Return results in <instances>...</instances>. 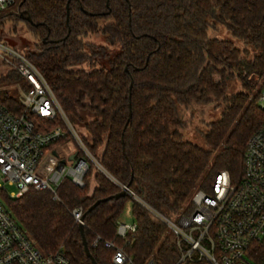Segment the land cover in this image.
Returning <instances> with one entry per match:
<instances>
[{
    "label": "trees",
    "instance_id": "16d2710c",
    "mask_svg": "<svg viewBox=\"0 0 264 264\" xmlns=\"http://www.w3.org/2000/svg\"><path fill=\"white\" fill-rule=\"evenodd\" d=\"M6 16L14 32L23 22L37 39L24 53L113 178L91 166L85 187L62 182L59 200L47 191L15 199L0 190L1 202L43 254L61 250L73 264H92L71 211L82 207L86 214L96 201L120 193V184L174 213L198 183L209 187L218 172L227 171L234 184L242 179L247 142L264 123L258 104L264 0H20L17 13ZM100 35L105 46L89 41ZM17 78L11 68L0 77V105L19 113L20 101L5 88ZM232 81L241 90L230 94ZM212 101L221 115L201 133L204 146L186 140L180 107ZM130 202L136 231L122 239L118 221ZM84 222L97 264H112L106 242L136 264L152 255L173 263L175 239L130 195L99 204ZM250 256L264 260V239Z\"/></svg>",
    "mask_w": 264,
    "mask_h": 264
},
{
    "label": "built area",
    "instance_id": "2783aa9c",
    "mask_svg": "<svg viewBox=\"0 0 264 264\" xmlns=\"http://www.w3.org/2000/svg\"><path fill=\"white\" fill-rule=\"evenodd\" d=\"M13 3L14 0H0V14ZM0 59L27 83L19 113L0 105V190L7 192L6 185L13 186L15 191L9 196L15 199L31 190L47 191L59 200L62 182L70 179L75 186L85 187L91 166L113 179L82 140L51 85L26 54L0 42ZM258 104L264 108V89ZM68 141L75 143L76 150L64 152L66 156L61 157L57 146ZM119 186L175 239L172 264H264V260L257 262L250 256L253 244L264 239V123L247 142L242 179L234 184L227 171L218 172L210 192L193 193L189 211L180 212V208L168 216L138 197L129 186ZM124 213L132 216L131 202ZM71 214L78 226L85 225L82 207L74 208ZM135 231V223L118 221L120 238L126 239ZM100 241L98 236L92 245ZM106 245L114 251L112 264H136L123 248L111 242ZM0 264L73 263L61 250L43 254L0 200ZM144 264L161 263L152 255Z\"/></svg>",
    "mask_w": 264,
    "mask_h": 264
},
{
    "label": "rangeland",
    "instance_id": "374dc122",
    "mask_svg": "<svg viewBox=\"0 0 264 264\" xmlns=\"http://www.w3.org/2000/svg\"><path fill=\"white\" fill-rule=\"evenodd\" d=\"M19 3L20 0H14V3L8 6V8L4 13L0 14V42L10 48L16 49L24 53L27 51H33L35 49V43H37V39L26 30L23 22H19L17 24V32L13 31V26H14L13 21L10 20L6 15L8 13H17ZM90 40L101 45H106L105 39L102 35L94 36ZM7 66L4 65L0 59V77L9 73L10 67L8 68ZM251 79L253 83L256 82L254 77H252ZM23 81L24 79L20 77L15 79L9 86L5 87L20 102L24 98L23 86H22ZM240 90H241V85L237 81H232L230 83V87L228 90L230 94H233ZM215 105L216 102L214 101L204 104H195L189 109H186L184 111L182 110L184 106L180 107V110H182V114H183L182 118L186 124L184 131L186 140L193 141L200 146H204V140L201 133L206 130L208 123L219 119L221 115V109L219 107L216 108ZM57 148L60 156L62 157L63 155L66 156L64 152L71 153L72 151L76 150V145L74 142L68 141L65 145H59L57 146ZM216 175L210 182L209 187L201 188V185L199 183L196 185V187L193 189L191 193L189 200L186 201L180 207L181 208L180 212L183 210L189 211L192 208L191 197L196 190H204L207 192L211 191L212 184L216 178ZM6 189L8 194L15 191V188L11 185H6ZM162 212L168 216L174 214L173 212L167 213L163 210ZM120 222L132 225L135 223V219L133 218V216H127L126 213H123L120 218Z\"/></svg>",
    "mask_w": 264,
    "mask_h": 264
},
{
    "label": "water",
    "instance_id": "95a60500",
    "mask_svg": "<svg viewBox=\"0 0 264 264\" xmlns=\"http://www.w3.org/2000/svg\"><path fill=\"white\" fill-rule=\"evenodd\" d=\"M27 20H29V18L27 17L26 18ZM126 196V192L125 191H121L120 193L116 194L115 196H111V197H108L106 199H101V200H98L96 201V203L88 210L87 213L91 212L96 206H98L99 204L101 203H105L107 201H110V200H113V199H119L121 197H125ZM86 213V214H87ZM85 214V215H86ZM79 230H80V233H81V237H82V245H83V248H84V252H85V255L87 256V258H89L92 262V264H97V262L95 261V259L93 258L91 252H90V248H89V245H88V242L86 240V237H85V233H84V227L82 225H79Z\"/></svg>",
    "mask_w": 264,
    "mask_h": 264
},
{
    "label": "flooded vegetation",
    "instance_id": "af4514ba",
    "mask_svg": "<svg viewBox=\"0 0 264 264\" xmlns=\"http://www.w3.org/2000/svg\"><path fill=\"white\" fill-rule=\"evenodd\" d=\"M92 37H94V36H92ZM92 37H91V38H92ZM91 38H90V39H91ZM90 39H89L90 42H94V41H91ZM94 43H96V42H94ZM96 44H98V43H96ZM100 45H101V44H100ZM104 46H105V45H104ZM131 87H132V84H131L130 88H131ZM193 105H195V104H193ZM193 105H191V106H189V107H184V108H182V110L184 111V110H186V109H189V108L192 107ZM182 110H180V114H181V116H183V114H182Z\"/></svg>",
    "mask_w": 264,
    "mask_h": 264
}]
</instances>
